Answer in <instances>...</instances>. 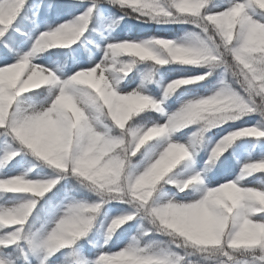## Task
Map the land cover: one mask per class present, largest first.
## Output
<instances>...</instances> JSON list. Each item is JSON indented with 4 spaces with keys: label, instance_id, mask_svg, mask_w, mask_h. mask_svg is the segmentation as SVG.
Returning a JSON list of instances; mask_svg holds the SVG:
<instances>
[{
    "label": "snow or ice",
    "instance_id": "snow-or-ice-1",
    "mask_svg": "<svg viewBox=\"0 0 264 264\" xmlns=\"http://www.w3.org/2000/svg\"><path fill=\"white\" fill-rule=\"evenodd\" d=\"M0 264H264V0H0Z\"/></svg>",
    "mask_w": 264,
    "mask_h": 264
},
{
    "label": "trees",
    "instance_id": "trees-1",
    "mask_svg": "<svg viewBox=\"0 0 264 264\" xmlns=\"http://www.w3.org/2000/svg\"><path fill=\"white\" fill-rule=\"evenodd\" d=\"M182 34V33H181Z\"/></svg>",
    "mask_w": 264,
    "mask_h": 264
}]
</instances>
